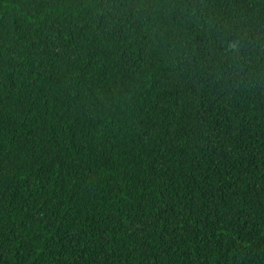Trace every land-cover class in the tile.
Wrapping results in <instances>:
<instances>
[{
    "label": "trees",
    "instance_id": "obj_1",
    "mask_svg": "<svg viewBox=\"0 0 264 264\" xmlns=\"http://www.w3.org/2000/svg\"><path fill=\"white\" fill-rule=\"evenodd\" d=\"M0 264H264V0H0Z\"/></svg>",
    "mask_w": 264,
    "mask_h": 264
}]
</instances>
